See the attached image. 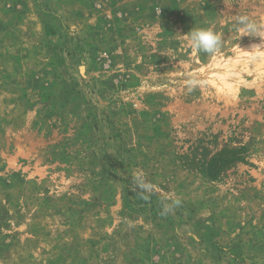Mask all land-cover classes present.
Wrapping results in <instances>:
<instances>
[{"label": "rangeland", "instance_id": "1", "mask_svg": "<svg viewBox=\"0 0 264 264\" xmlns=\"http://www.w3.org/2000/svg\"><path fill=\"white\" fill-rule=\"evenodd\" d=\"M239 15L264 0H0V264H264V53Z\"/></svg>", "mask_w": 264, "mask_h": 264}, {"label": "clouds", "instance_id": "2", "mask_svg": "<svg viewBox=\"0 0 264 264\" xmlns=\"http://www.w3.org/2000/svg\"><path fill=\"white\" fill-rule=\"evenodd\" d=\"M235 21V30L240 34L238 41L242 36L258 37L261 41V43L253 45L250 50H242L239 43H236L235 47L252 55L264 53V22L251 19L247 15L236 16ZM187 35L193 49L198 52L214 55L222 47L223 37L210 28H192ZM186 83L189 90H191L199 83V81L195 78H190L186 81ZM134 184L136 188L140 190L139 194L141 198L145 200L149 199V196L145 195V193H151L156 190V186L154 184L147 182L140 176L134 178ZM173 203L175 205H179L180 201L177 199ZM171 209V204H165L163 206L162 214H166L171 211Z\"/></svg>", "mask_w": 264, "mask_h": 264}, {"label": "trees", "instance_id": "3", "mask_svg": "<svg viewBox=\"0 0 264 264\" xmlns=\"http://www.w3.org/2000/svg\"><path fill=\"white\" fill-rule=\"evenodd\" d=\"M232 161L228 154H220L218 157L214 160L210 170L211 172H218L223 166L229 164Z\"/></svg>", "mask_w": 264, "mask_h": 264}]
</instances>
